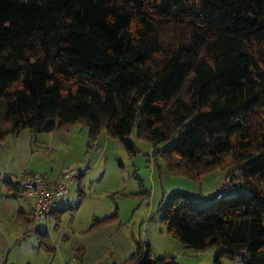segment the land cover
Wrapping results in <instances>:
<instances>
[{"label": "trees", "instance_id": "1", "mask_svg": "<svg viewBox=\"0 0 264 264\" xmlns=\"http://www.w3.org/2000/svg\"><path fill=\"white\" fill-rule=\"evenodd\" d=\"M75 123L129 152L135 129L192 179L226 168L228 192L175 193L159 218L187 249L264 264V0H0V141ZM124 264L179 263L139 241Z\"/></svg>", "mask_w": 264, "mask_h": 264}, {"label": "rangeland", "instance_id": "2", "mask_svg": "<svg viewBox=\"0 0 264 264\" xmlns=\"http://www.w3.org/2000/svg\"><path fill=\"white\" fill-rule=\"evenodd\" d=\"M58 135H64V140ZM52 140L53 146L59 150L52 160H46V166L55 170L70 159L83 173L78 177L81 186L77 189L76 179L70 184L64 201L59 202L61 226H71L73 231L80 232L101 216L115 213L127 231L149 245L152 256L169 254L179 264L193 261L195 264H244L241 255L233 258L218 255V249L214 247L199 251L190 249L194 251L193 255L188 254L186 248L164 230L159 218L175 193H185L199 204L212 201V190L221 185L226 168L214 169L198 179L172 172L161 155L165 144L154 145L139 137L135 129L125 137V141L132 144L133 152H129L119 138L111 137L105 131H101L94 140L90 139L87 126L80 123H75L65 132L54 131ZM222 172L224 174L217 184ZM25 203L26 199H17L4 186L0 188V225L4 229H13L14 215L20 206L27 209ZM68 205L73 208H67ZM92 212H96V218H92ZM54 222L53 218L46 221L37 219V226L24 231L28 233L25 239L33 243L36 241L35 229L44 230L47 224L52 231Z\"/></svg>", "mask_w": 264, "mask_h": 264}, {"label": "crops", "instance_id": "3", "mask_svg": "<svg viewBox=\"0 0 264 264\" xmlns=\"http://www.w3.org/2000/svg\"><path fill=\"white\" fill-rule=\"evenodd\" d=\"M52 133H34L30 129H23L16 136H8L0 141V188L4 186L12 195L14 184L22 173L39 175L49 186H53L67 170L78 169L70 159L55 170L46 166V160H52L59 150L52 144ZM64 135L58 136L64 140ZM223 174L224 172L219 175L217 184ZM79 178L76 180L77 189L81 186ZM65 197L59 202L64 201ZM32 203L33 199L26 198L27 209L20 206L17 215H14V230H6L0 225V264H124L137 248L139 240L133 232L125 229L117 215L95 227L90 225L89 228L75 232L71 226L60 225V205L57 211L46 218H53L54 230H49L47 224L44 230L36 228V241L30 243L25 239L28 233L24 231L37 226L36 220L31 218L33 221H29ZM66 207L73 208L71 205ZM92 213V218H96V212ZM106 216L109 215L101 218ZM188 250L186 248V252L193 255L194 251Z\"/></svg>", "mask_w": 264, "mask_h": 264}, {"label": "built area", "instance_id": "4", "mask_svg": "<svg viewBox=\"0 0 264 264\" xmlns=\"http://www.w3.org/2000/svg\"><path fill=\"white\" fill-rule=\"evenodd\" d=\"M81 172L76 168L67 170L62 177L53 185L49 186L45 180L35 174L22 173L16 181L12 196L17 199H33L30 217L33 220L46 219L54 210L59 207V201L69 191V186ZM239 180L235 175H226L218 189L213 193L219 198L228 192L232 186L238 184Z\"/></svg>", "mask_w": 264, "mask_h": 264}]
</instances>
